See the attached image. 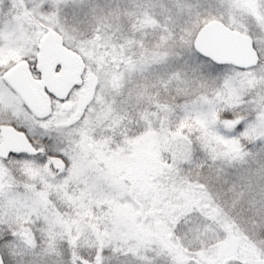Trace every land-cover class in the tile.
Masks as SVG:
<instances>
[{
	"label": "snow or ice",
	"instance_id": "1",
	"mask_svg": "<svg viewBox=\"0 0 264 264\" xmlns=\"http://www.w3.org/2000/svg\"><path fill=\"white\" fill-rule=\"evenodd\" d=\"M249 222L264 0H0V264H264Z\"/></svg>",
	"mask_w": 264,
	"mask_h": 264
},
{
	"label": "rangeland",
	"instance_id": "2",
	"mask_svg": "<svg viewBox=\"0 0 264 264\" xmlns=\"http://www.w3.org/2000/svg\"><path fill=\"white\" fill-rule=\"evenodd\" d=\"M246 226L249 227L250 230L264 228V224H256V223H251V222H249ZM253 235H255L254 232H253Z\"/></svg>",
	"mask_w": 264,
	"mask_h": 264
}]
</instances>
